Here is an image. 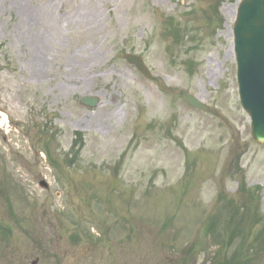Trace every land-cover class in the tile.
Listing matches in <instances>:
<instances>
[{
	"label": "rangeland",
	"instance_id": "374dc122",
	"mask_svg": "<svg viewBox=\"0 0 264 264\" xmlns=\"http://www.w3.org/2000/svg\"><path fill=\"white\" fill-rule=\"evenodd\" d=\"M239 2L0 0V264L230 257L239 237L222 250L214 237L250 193L264 226V145L236 80Z\"/></svg>",
	"mask_w": 264,
	"mask_h": 264
},
{
	"label": "water",
	"instance_id": "95a60500",
	"mask_svg": "<svg viewBox=\"0 0 264 264\" xmlns=\"http://www.w3.org/2000/svg\"><path fill=\"white\" fill-rule=\"evenodd\" d=\"M235 53L239 95L244 110L251 118L253 139L264 144V0H243L234 26ZM127 61L149 76L140 59L127 56ZM192 107L207 111V107L193 96L184 95ZM88 108L99 104L97 98H83Z\"/></svg>",
	"mask_w": 264,
	"mask_h": 264
},
{
	"label": "trees",
	"instance_id": "16d2710c",
	"mask_svg": "<svg viewBox=\"0 0 264 264\" xmlns=\"http://www.w3.org/2000/svg\"><path fill=\"white\" fill-rule=\"evenodd\" d=\"M242 186L245 188L244 184ZM241 210V231L239 233L246 232V237L242 239L230 258L225 257L223 252L220 251L213 255L210 264H261V260L264 258V226L256 232L251 243L248 241L252 231L263 223L256 196L251 194L250 200L245 201V205L242 206ZM236 233H238V230L231 233L228 245L232 243ZM251 250H253L252 253H250Z\"/></svg>",
	"mask_w": 264,
	"mask_h": 264
}]
</instances>
